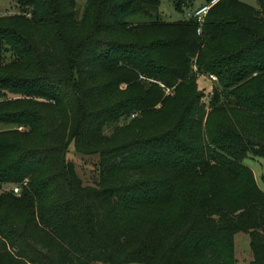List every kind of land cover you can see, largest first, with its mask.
<instances>
[{"label": "trees", "instance_id": "obj_1", "mask_svg": "<svg viewBox=\"0 0 264 264\" xmlns=\"http://www.w3.org/2000/svg\"><path fill=\"white\" fill-rule=\"evenodd\" d=\"M13 1L0 264H237V234L264 264V193L245 163L264 161V0H220L200 34L162 21L161 0H87L80 18L75 0ZM202 76L216 78L208 93ZM70 146L97 156L93 185Z\"/></svg>", "mask_w": 264, "mask_h": 264}, {"label": "rangeland", "instance_id": "obj_2", "mask_svg": "<svg viewBox=\"0 0 264 264\" xmlns=\"http://www.w3.org/2000/svg\"><path fill=\"white\" fill-rule=\"evenodd\" d=\"M87 0H75L76 17L80 18L83 13ZM247 5L258 8L257 0H240ZM205 0H195L194 6L201 5ZM17 4L13 0H0V15H8L17 12ZM159 13L162 21L174 22L183 19V13L177 12L170 0H161ZM131 21H141L140 15H133L129 18ZM209 78V77H208ZM206 77L198 78V85L200 89H205L206 93L209 92L211 81ZM6 126L0 124V131L4 130ZM68 160L74 165L76 174L81 179L84 185H93L98 180L99 166L97 156L80 155L73 150L70 146L68 151ZM245 163L251 168L254 173L258 185L264 190V161L260 159H247ZM2 188H8L3 186ZM235 257L237 264H249L252 260L250 251L249 237L244 234H237L235 236ZM140 264V263H130Z\"/></svg>", "mask_w": 264, "mask_h": 264}, {"label": "built area", "instance_id": "obj_3", "mask_svg": "<svg viewBox=\"0 0 264 264\" xmlns=\"http://www.w3.org/2000/svg\"><path fill=\"white\" fill-rule=\"evenodd\" d=\"M220 0H209L206 3H203L201 5L195 6L190 9H186L183 12V19L185 20H192L195 22V24L198 26L197 34H200L201 27L203 25L204 19L210 10L212 6H214L216 3H218ZM209 79L211 81H216V78L214 76H209ZM20 186L19 185H10L8 188H1V191H11L15 195L20 194ZM264 193V190H263Z\"/></svg>", "mask_w": 264, "mask_h": 264}, {"label": "crops", "instance_id": "obj_4", "mask_svg": "<svg viewBox=\"0 0 264 264\" xmlns=\"http://www.w3.org/2000/svg\"><path fill=\"white\" fill-rule=\"evenodd\" d=\"M261 188V187H260Z\"/></svg>", "mask_w": 264, "mask_h": 264}]
</instances>
